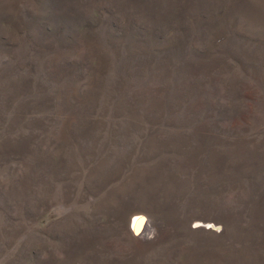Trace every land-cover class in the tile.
Returning <instances> with one entry per match:
<instances>
[{"label": "rangeland", "instance_id": "obj_1", "mask_svg": "<svg viewBox=\"0 0 264 264\" xmlns=\"http://www.w3.org/2000/svg\"><path fill=\"white\" fill-rule=\"evenodd\" d=\"M0 264H264V0H0Z\"/></svg>", "mask_w": 264, "mask_h": 264}, {"label": "bare ground", "instance_id": "obj_2", "mask_svg": "<svg viewBox=\"0 0 264 264\" xmlns=\"http://www.w3.org/2000/svg\"><path fill=\"white\" fill-rule=\"evenodd\" d=\"M146 218L142 215H140L139 213H136L134 215H132L131 217V229L134 230L135 233L137 234H141L142 232L145 233L146 230L148 229L147 225H146Z\"/></svg>", "mask_w": 264, "mask_h": 264}]
</instances>
